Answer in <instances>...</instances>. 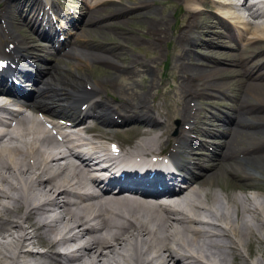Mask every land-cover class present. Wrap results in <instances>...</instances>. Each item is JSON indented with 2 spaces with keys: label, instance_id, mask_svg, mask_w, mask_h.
I'll return each instance as SVG.
<instances>
[{
  "label": "bare ground",
  "instance_id": "bare-ground-1",
  "mask_svg": "<svg viewBox=\"0 0 264 264\" xmlns=\"http://www.w3.org/2000/svg\"><path fill=\"white\" fill-rule=\"evenodd\" d=\"M57 1L0 0V20H3L0 60H9L14 65L10 71L20 75L18 87L8 82L11 84L0 94V112L9 111L7 103L17 98L28 103L27 107L16 104L18 110L31 112L11 120L14 126L4 127L7 136L0 129V264H248L244 249L261 240L262 226L257 227L264 226L263 212L254 205L259 200L255 202L254 196L245 195L246 204L252 206L246 208V216H253L254 226L240 212L239 205L234 206L238 204L235 197L228 196L221 202L210 187L215 185L223 162L227 161L229 168L232 163L264 167V70L259 75L256 73L264 67V0L258 2L256 11L244 9L246 16L234 11V0H179L183 2L179 10L187 21L175 37L181 52L179 86L186 96L185 102L216 94L230 106L224 117L214 116L211 120L184 107L179 111L180 123L192 129L181 127L179 135L173 137L164 136L163 122L145 105L148 93L137 94L136 101L129 96L107 95L106 91L116 87L123 75L129 76L128 82L138 83L136 78L142 71L136 67L146 70V66H140L137 58L129 64H117L97 53L108 52L119 59L116 50L129 49L130 38L145 26L149 47L158 50L162 41L170 38L171 25L166 15L151 11L155 0H134L132 6L122 4L121 0H91V4L87 0H64V8H70L72 13L61 9ZM171 3L173 0L159 4ZM43 6L60 12L67 26L75 30L74 43L65 52L57 51L54 55L77 62L73 65L77 70L87 61H99L108 68L105 71L108 81L92 80L85 65L80 72L70 74L68 70L69 75H63L57 64L33 61L38 58L34 51L51 54L54 48L51 36L47 39L49 45L42 46L41 35L36 30L41 25L36 9ZM209 7L215 9L216 19L225 32L215 26L212 33H207L211 40L198 43L210 18L206 16ZM102 12L107 15H101ZM126 17L143 23L137 28L133 24L123 29L127 25ZM81 27L86 38H82ZM111 27L123 31L127 44L115 39L99 40L92 35ZM224 38L231 39L238 45L237 49L228 47L226 40L222 41ZM197 45L206 51L221 46L230 53L227 58L218 59L209 52L195 51L194 61L184 62L185 55ZM201 60L208 63L200 65ZM113 72L117 80L109 77L114 76ZM41 81L44 89L33 101L34 93L28 87L36 83L37 87ZM0 84H5L3 77ZM226 85L229 89L236 86L238 94L245 98L236 93L232 99ZM56 101L63 105H56ZM52 116L67 119L74 129L77 124L92 120H97L99 125L94 126L98 129L86 126L78 129L76 147H83L79 150L70 142H60L58 137L62 136L57 131L44 129L47 118ZM130 128L137 141L119 147L122 158L108 164L109 170L101 169L99 154L113 155L106 144L109 134ZM164 144L171 145L166 153H163ZM160 156L178 164L187 182L207 186L205 192L194 187L188 199L177 204L180 211L151 201L153 198L149 196L133 200L107 197L112 189L117 190V195L122 190L145 191L141 189L144 183L162 188L160 192L152 190L154 195L176 189L179 177L172 174L158 179L130 176L110 179L114 175L111 170L121 162L139 165V161ZM204 161L206 165L214 164L205 166ZM229 174L241 179L235 167ZM243 178L244 182L250 180L248 175ZM247 188L256 190L250 184L245 185ZM225 203L234 207V213L226 208L221 210Z\"/></svg>",
  "mask_w": 264,
  "mask_h": 264
},
{
  "label": "rangeland",
  "instance_id": "rangeland-1",
  "mask_svg": "<svg viewBox=\"0 0 264 264\" xmlns=\"http://www.w3.org/2000/svg\"><path fill=\"white\" fill-rule=\"evenodd\" d=\"M133 1L134 0H121L122 4H126V5L131 4L130 6L133 5V3H134ZM162 1H165V0H155L156 3L154 4L151 11H153L155 14L160 12V14L166 15L168 17L167 19L170 21V25H171V33H170V38H167V39L162 41L161 47L158 48V50H154V49L149 47L150 44L148 45V42L150 41V38L147 35L145 36V33L147 30L145 29L146 26L144 24L145 27H143V29L140 30L141 32L135 33L136 32L135 30L132 31V33L133 34L135 33V34L133 37L130 38L131 42L129 41L130 44H128L129 49H124L121 52L119 50H116V53L119 52L118 53L120 56L119 59H117V58L115 59L114 58L115 55L114 56L112 55L113 56L112 57L110 55V53L108 54V52L107 53L97 52V53L98 54H104V56L107 57L110 61L113 60L117 64H121V65L129 64V62H132L133 58H137L140 66H146V70L141 68V67L140 68L136 67L137 70L140 69L142 71L141 74H138V77L136 78V80L139 81L138 83L133 82V81L132 82L130 81L131 83L128 82L127 79L129 76L123 75L122 77L119 78V84H118L119 86L117 85L116 87L111 88L108 91H106L107 95L111 96L112 95L111 93H114L118 96H122V97H126V98L130 97V99H134V101H136V100H138L137 94H140L143 92L148 93V98L146 99L145 105L151 108V110H152L151 113L155 114L156 119L158 118L157 119L158 121L163 122L164 128L166 130L164 133V136L173 137V136L179 135V133H180L179 129L181 127L186 130L187 127L190 126V125L184 124L183 122L180 123L181 117L179 116L180 115L179 111L181 109H183L184 107L188 108L190 113H192V111H194L193 113L199 114V116L205 117L206 119L211 120L214 118V116L224 117L225 112L229 111L228 107L230 106V103L226 99L221 97L220 95H216V94L213 96L204 95L198 100L197 99H193V100L191 99L192 102H190V100H188V102H185L186 96L184 94V91L181 89V86H179V84L181 82L179 79V69H180L179 65L181 62L179 56H181V52H180V48H179L180 46H178L176 44L177 40L175 38L179 34V32L186 27V24H187L186 17L183 18L182 10H179V8L181 7V4L183 2H181V1L179 2V0L178 1L173 0V3H171L169 5H163L162 6L159 4V3H162ZM106 5H108V4H106ZM60 8L64 9V7H62V6H60ZM207 9H208V12L206 13V16H210V18L208 19V22H207L206 26L204 27L203 36H200L201 40H199L198 43H201L203 40L207 41L208 39L210 41L211 38L210 37L208 38L207 33L208 32L212 33L214 31L215 26L218 27V29H220L222 32H225V30H223V28L219 25V23H218L219 20L216 19V16H215L216 13L214 12L215 9L212 8V10H211V7L207 8ZM102 14L107 15L106 13H103V12L101 13V15ZM24 15L25 14L22 12V16H24ZM148 15L150 16V14H148ZM203 17H205V16H203ZM127 18L128 17L125 18L127 25H123L122 26L123 29L124 28L128 29L129 27H132L134 25H135V28H137V25H139L140 23L141 24L143 23L142 21H140V19L136 20V19H132L130 17V19L128 20ZM113 19H118V18H113ZM81 30H82V27H81ZM81 33L83 35L82 38L87 37L84 30H82ZM92 35H93V37L96 36L97 38L96 37H94V38L99 39V40L103 39V40L109 41V40L115 39L114 41H116V42L119 41V42L126 43V42H124L123 31H121V29H117V28H113V27L107 28V30H105L104 33L93 32ZM224 40H226L225 44L228 47H231V48L234 47L237 49L238 45L233 43L231 39H225L224 38L222 41H224ZM241 46L244 47V45H241ZM176 47H178L179 49H177ZM219 47L213 46L211 48H208L210 51H206V50L201 49V47L199 45H197L196 48L193 49V51H191L190 53L185 55L184 62H187L189 59H190V62L192 59L194 61V59L197 56L195 51L196 52H203V53L209 52V54H211V56H213L214 58H218V59H222L225 57L227 58V56L230 52H227L228 50L221 48V46H219ZM249 49H251L250 45L248 46V50ZM1 51H3V49H1ZM233 53L239 54L237 52H233ZM41 56H42V58H44V60L48 64H52V63L57 64L58 68L61 69L59 71V73H61L63 75H69L68 73L70 71H71L70 74L76 73L77 71L80 72V71H82V67L85 65V71L87 73V76L90 75L89 77H91L92 80H95V81L98 80V81L105 82L108 78V76L105 74V71L108 69L107 66L104 65L103 63L99 62V61H93V62L87 61L86 63H83L82 65H80L78 67L79 69L77 70V69L73 68V65L75 63H77L75 61L74 62H72V60L69 61V59H67V58H64V59H57L56 58L55 62H53L52 55L50 56V55H44L43 54ZM121 57L123 59H121ZM198 60H200V58H198ZM253 62L256 63L257 62L256 59H254ZM207 63L208 62H206L204 60L200 61V65H206ZM68 70H69V72H67ZM101 70L103 72H100ZM263 70H264V67L258 69V72H256L257 75H259L260 72H262ZM113 74H114V76H109V77L114 78V80H117L116 73L113 72ZM141 81H145V82H141ZM127 82L129 83L128 85H127ZM226 84H227V81H226ZM225 88L228 92L227 94H229V96H231L232 99H234V97H235L234 94H236V93L238 94V92H237L238 88L236 86H232L231 89H229V86L226 85ZM238 95L245 98V96L243 94L242 95L238 94ZM250 101H253V100L250 99ZM55 104L59 105V106L63 105V103L61 101H56ZM182 104H185V105H182ZM223 106H225L227 108L225 109V108H223ZM162 112H163V114H162ZM201 121L203 122L204 119H201ZM190 128H191V126H190ZM109 135L111 137L108 141L113 142V143L115 142V144L118 145V148L122 147V146L128 147L129 145H132L134 142H136L138 139V137L133 134L132 130H130V131L124 130V133H121V131H118V133L111 132ZM194 135H196V134H194ZM196 138H197V135H196ZM198 138H199V136H198ZM244 141H245V138H244ZM252 143L255 144L257 142L253 141ZM245 144H247L246 141H245ZM163 147H164L163 153H166L171 148V145L169 144L168 146H166V144H164ZM194 151H196V150H194ZM206 162L207 161L203 162V164L205 166H211L214 164V163H209L206 165ZM240 164L235 165L232 163L231 166L235 167V170L238 171V176H241V179L240 178H238V179L233 178L234 176L229 174L230 169L232 167L230 166V168H229L227 161H226V162H223L224 167H222V168L224 170L222 169V171L219 174V177L214 182L215 185L210 187V188H212L213 192L216 194L217 198L221 202H225V200L228 196H229V198L235 197L236 200L238 201V204L234 203V206L239 205L238 208H239L240 212L245 216H246V212H245L246 208H247V210H248V208H252V206L249 207L246 204L247 199H246L245 195L250 196V197L254 196L255 202H257L259 200L257 205L254 204L255 207H258L260 213L263 212L262 214L264 215V206H262L264 204V167L261 168L259 166V167L254 168L253 166L247 167V166H243L244 164H242V165H240ZM236 167H238V168H236ZM247 175L250 177V180H248L249 183L244 182L242 180V179H244L243 176H247ZM235 181H236V184H235ZM249 184L254 186L256 188V190H252V189H248V188L245 189V185L249 186ZM199 188L203 189V191L205 192V190H206L205 188H207V186L205 187L203 185H199ZM242 203L243 204L245 203V204L243 205ZM261 203H262V205H261ZM258 204H259V206H258ZM241 205L244 206L243 209L241 208L242 207ZM217 208H219V210L221 209V207H218V206H217ZM225 208L228 209L227 211H229L230 213H234L233 212L234 207L230 206L228 203H225V205L223 206V209H221V210H224ZM248 215L250 216V214H248ZM263 215H262V217L264 218ZM249 216H246L247 219H249V222L251 221V223L254 224V226H255L256 224L254 222L255 221L254 218H252L253 216L252 217L251 216L249 217ZM251 218H252V220H250ZM261 226H262V228H260ZM257 228L258 229L260 228L259 233L261 235V237H260L261 240L260 241L257 240L256 243L253 242L249 246L248 249L247 248L244 249L245 250L244 255L246 257V262L248 264H254V262H255V264H264V226L260 225ZM1 259L2 258L0 257V260ZM117 259H119V258H117Z\"/></svg>",
  "mask_w": 264,
  "mask_h": 264
}]
</instances>
